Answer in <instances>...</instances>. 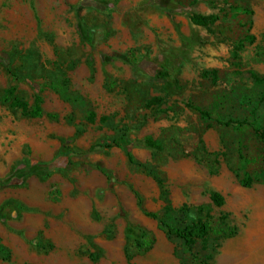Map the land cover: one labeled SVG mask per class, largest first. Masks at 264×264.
Returning a JSON list of instances; mask_svg holds the SVG:
<instances>
[{"label": "rangeland", "instance_id": "1", "mask_svg": "<svg viewBox=\"0 0 264 264\" xmlns=\"http://www.w3.org/2000/svg\"><path fill=\"white\" fill-rule=\"evenodd\" d=\"M179 1L184 6L178 12L189 15L186 0ZM198 1H204L209 13L219 19L209 27L190 30L192 40L184 36L178 44L162 46L161 62L154 58L144 64L150 69L153 63L159 66L170 58L181 68L179 85L173 89L156 79L160 70L151 73L152 68L153 83L143 76L139 88L130 89L125 99L87 98L77 81L65 78L69 68L64 63L69 56L61 45L54 49L57 60L49 61L50 65H46L47 58L46 63L39 62V48L33 41L0 47V182L40 161L39 147L53 143L64 124L76 127L59 136V154L67 155L71 168L88 159L99 145L148 134L162 148L154 150L151 163L139 168L162 181L161 188L172 199L177 200L180 191L175 172L164 168L165 163L190 159L206 174L204 188L197 193L201 210L194 208L189 215L184 204L174 217L168 206L164 217L179 227L190 218L209 224L206 237L195 240L190 249L165 230L152 229V238L131 231L133 236L121 248L114 247L119 243L115 237L109 242L112 247L104 248L103 255L98 251L96 258L95 253L86 257L78 250L58 256L51 264H224L225 247L233 244L242 226L264 239V141L258 134L264 128V83L250 75L252 71L264 79V0ZM191 53L196 54L190 57ZM36 95L41 98L40 117L12 105L18 97L30 110ZM192 106L206 109L210 117L202 118ZM91 112L94 115L89 120ZM159 119L165 123L160 125ZM226 120L234 123L222 124ZM183 166L188 167L186 162ZM68 180L70 190L79 189V183ZM139 180L136 176L135 182L120 190H142ZM245 180L249 186L242 184ZM104 189L101 185L95 190ZM211 192L222 195L221 206L213 204ZM195 193L189 191L193 198Z\"/></svg>", "mask_w": 264, "mask_h": 264}, {"label": "crops", "instance_id": "2", "mask_svg": "<svg viewBox=\"0 0 264 264\" xmlns=\"http://www.w3.org/2000/svg\"><path fill=\"white\" fill-rule=\"evenodd\" d=\"M186 3L189 15L210 14L204 1ZM181 6L179 0H0V47L33 41L39 48V62L46 63L47 58L50 65L49 61L57 60L54 49L61 45L69 56L65 78L77 81L87 98L125 99L130 89L139 88L143 76L153 83L151 73L157 70L155 78L173 89L179 85L181 68L170 58L168 65L153 63L151 73L152 68L144 64L154 58L161 62L162 46L178 44L184 36L192 40L189 31L203 27L178 12ZM173 69L177 85L160 76ZM73 130V124L60 126L54 142L39 147L40 161L0 182V264H51L58 256L78 250L86 257L95 253L96 258L98 251L103 255L104 248L112 247L113 240L119 242L115 248L123 247L133 236L131 231L143 238H152V229L167 234L161 221L166 222L168 206L174 217L184 204L189 215L199 206L197 193L204 188L206 174L195 161L174 158L164 164L177 177L180 197L172 199L161 188L162 181L139 168L154 156L155 149L142 144L148 134L99 145L88 159L71 168L67 155L59 154V136ZM136 176L142 190H120L135 182ZM69 177L80 184L79 189L70 190ZM188 179H192L190 185L185 184ZM101 185L105 189L96 191ZM235 236L233 244L225 247L224 264H264L263 236L247 226Z\"/></svg>", "mask_w": 264, "mask_h": 264}, {"label": "trees", "instance_id": "3", "mask_svg": "<svg viewBox=\"0 0 264 264\" xmlns=\"http://www.w3.org/2000/svg\"><path fill=\"white\" fill-rule=\"evenodd\" d=\"M189 18L193 24L203 26V27H209L210 25L214 24L219 19V17L214 14L203 15L199 13H191L189 15ZM168 62H169V59H166L164 62V65H168L167 64ZM176 72L177 70L173 69L172 73L169 74L165 70L160 73V76L163 77L164 79H168L172 81L173 83L177 85V80L175 78ZM250 75L256 82L264 83V79L259 78L254 72L250 71ZM12 105L21 108L22 111L27 112L31 117H40L43 114V109L41 106V98L39 95L34 96L33 106L30 110H28V103L26 101H22L18 97H14V101ZM192 107L201 115L202 118L210 117V113L206 109H203L198 106H192ZM93 115L94 113L92 112L89 114V120L92 119ZM233 123H234L233 120H226L222 124L231 125ZM258 134H259V138L264 141V128ZM114 144H119V143L114 141ZM142 144L145 145L146 147L153 148L155 150H160L162 148V144L160 141L154 140L150 137L144 138L142 140ZM128 157H129V160L132 162V158L130 154H128ZM242 184L244 186H249L250 182L248 180H245L243 181ZM210 199L213 202V204H215L216 206H221L224 202L222 195L219 194L218 192H211ZM195 210L199 211L201 210V207L198 206L195 208ZM187 212H189V210ZM161 223L166 227L167 234L169 236L182 240L188 249L192 247L195 240L204 239L209 232V224L200 218H197V219L190 218V221L182 227L171 225L167 221L166 222L161 221Z\"/></svg>", "mask_w": 264, "mask_h": 264}]
</instances>
